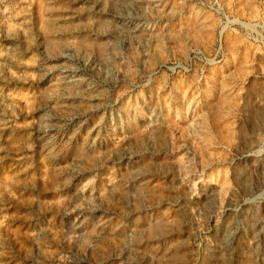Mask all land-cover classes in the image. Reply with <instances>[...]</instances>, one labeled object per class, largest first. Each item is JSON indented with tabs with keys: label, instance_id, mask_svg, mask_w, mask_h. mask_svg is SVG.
Returning a JSON list of instances; mask_svg holds the SVG:
<instances>
[{
	"label": "rangeland",
	"instance_id": "obj_1",
	"mask_svg": "<svg viewBox=\"0 0 264 264\" xmlns=\"http://www.w3.org/2000/svg\"><path fill=\"white\" fill-rule=\"evenodd\" d=\"M0 264H264V0H0Z\"/></svg>",
	"mask_w": 264,
	"mask_h": 264
}]
</instances>
